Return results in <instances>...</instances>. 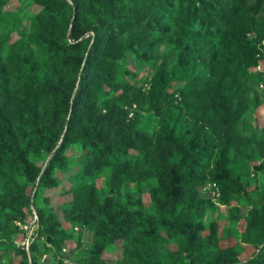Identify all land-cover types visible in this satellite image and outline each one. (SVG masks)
<instances>
[{
	"label": "rangeland",
	"instance_id": "374dc122",
	"mask_svg": "<svg viewBox=\"0 0 264 264\" xmlns=\"http://www.w3.org/2000/svg\"><path fill=\"white\" fill-rule=\"evenodd\" d=\"M155 1L0 0V264H27L31 245L36 264H132L153 251L159 264H191L186 237L172 236L160 200L152 197L159 186L152 158L162 127L174 128L173 137L181 138L179 107L209 108L213 95L183 101L178 88L192 83L189 65L168 38L177 24L169 28L170 22L154 20ZM77 3L79 15L71 22ZM131 6H142L147 16L135 28L101 40L75 127L108 135L114 147L127 146L139 164L118 174L102 156L90 157L89 148L71 140L44 176L42 167L72 109L85 52L84 46L67 44L65 34L93 28L94 16L104 8L115 18ZM109 18L100 21L107 27ZM241 27L247 29V51L253 47L255 55L229 73L244 110L233 116L227 153L221 157L217 148L204 158L194 264H245L264 241V93L255 85L257 67L264 68V0H248L226 31ZM160 84L172 95L169 103H161ZM164 144L163 152L178 161V153H168L171 147ZM209 183L218 185V197L203 191ZM130 212L140 216L136 225L154 230L143 245L135 230L122 242L111 239L115 220Z\"/></svg>",
	"mask_w": 264,
	"mask_h": 264
},
{
	"label": "trees",
	"instance_id": "16d2710c",
	"mask_svg": "<svg viewBox=\"0 0 264 264\" xmlns=\"http://www.w3.org/2000/svg\"><path fill=\"white\" fill-rule=\"evenodd\" d=\"M86 1L89 3L92 0ZM247 1L158 0L154 2L155 6L159 7V10L153 14L154 20L157 21L158 16L161 21L170 22L168 27L172 23L177 24L178 27L174 36L168 38L170 43L181 50L183 62L188 63V70L192 76V83L189 86L178 88L183 101L187 100L190 95H194L199 100H204L206 92H211L213 95V98L209 99V108L198 109L199 107L195 105L191 106L185 103L179 107L181 115L179 121L182 122L181 138L180 135L178 139L173 137L174 128L169 131L166 127H162L159 132L157 155L154 159L152 158V161L156 163L154 170L159 178V186L154 190L152 197L157 202L160 200V211L168 220L167 227L172 236L186 237L191 264H194L196 260L194 245L197 224L203 216L198 198V188L201 184L200 173L207 166L204 158L210 159L212 152L217 148L220 150L221 157H225L229 146L228 134L236 121L233 116L244 110L240 91L236 88L235 82L229 81L231 76L229 73L232 67H235V70H241L244 63L250 62L247 55L254 56L255 51L253 47L249 48V52L247 51L244 41V35L247 33L245 27L233 32L226 31V29L230 20L239 17V13L246 7ZM108 4L109 2L106 3V7ZM77 8L78 3L72 6L69 17L71 22H74L79 15ZM125 9L127 13L123 17L119 15L114 18L110 15L109 18L108 9L104 8L94 16L95 25L93 28L84 31L79 36H74L71 30L65 34L64 38L67 44L84 46L85 52L71 98L72 109L59 128L47 164L42 167L44 176L51 174L57 165V159L71 140L79 141L84 147L89 148L94 153L89 154L90 157L99 158L102 156L105 160L104 164L116 168L118 174L139 164L138 160L129 157L127 146L119 144L114 147L108 141V135L102 137L99 132L89 134L84 131L83 127H75L80 119L78 110L81 97L87 87V80L95 63L96 55L100 50L101 40L108 42L113 32L121 34L125 28H135L147 16L142 6H131L129 9L125 7ZM180 14H183V19L179 18ZM103 18H109L110 25L106 27L104 23H101L100 19ZM250 24L252 25V23ZM133 40L134 38L131 37L130 45ZM218 44L221 50H219ZM102 51L105 53L104 50ZM246 52L248 53L246 54ZM196 70L199 71L196 72ZM260 81V75L256 74L255 85L257 87ZM165 90L166 85L160 84L158 92L163 94L162 104L169 103L172 96ZM188 116H191L194 121L189 120ZM165 142L168 143L167 147H171L168 148V153L170 151L178 153V161H171L170 154L167 156L163 152L162 148ZM199 144L200 146H198ZM114 176L117 180L118 175ZM180 206L183 207L178 211ZM139 220L140 216L135 212L124 214L115 220V229L111 239L114 242H122L127 232L135 230L138 240H141L143 245L142 240L154 237V230L150 229L149 231L139 223L136 225ZM137 242L133 246L139 244ZM32 250L33 245L29 247L27 264H36ZM135 250L141 251L139 247ZM100 263L104 264L103 261ZM131 263L159 264L154 251L150 255H143L142 258H135ZM245 264H264V241L259 244L253 257Z\"/></svg>",
	"mask_w": 264,
	"mask_h": 264
},
{
	"label": "built area",
	"instance_id": "2783aa9c",
	"mask_svg": "<svg viewBox=\"0 0 264 264\" xmlns=\"http://www.w3.org/2000/svg\"><path fill=\"white\" fill-rule=\"evenodd\" d=\"M257 72L261 75V81L259 83V89L262 93H264V68L259 65L257 67ZM204 192L213 193L214 197H218L220 195L219 187L216 183H209L203 187Z\"/></svg>",
	"mask_w": 264,
	"mask_h": 264
}]
</instances>
